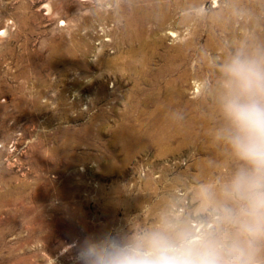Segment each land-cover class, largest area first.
Listing matches in <instances>:
<instances>
[{"label":"rangeland","instance_id":"1","mask_svg":"<svg viewBox=\"0 0 264 264\" xmlns=\"http://www.w3.org/2000/svg\"><path fill=\"white\" fill-rule=\"evenodd\" d=\"M238 52L264 55V0H0V264H78L164 220L246 239L221 219Z\"/></svg>","mask_w":264,"mask_h":264},{"label":"clouds","instance_id":"2","mask_svg":"<svg viewBox=\"0 0 264 264\" xmlns=\"http://www.w3.org/2000/svg\"><path fill=\"white\" fill-rule=\"evenodd\" d=\"M219 99L224 126L218 136L243 165L225 185L238 209L223 207L221 219L239 226L246 239L193 231L164 220L127 239L86 240L78 264H257L252 242L264 238V55L238 52L222 67Z\"/></svg>","mask_w":264,"mask_h":264},{"label":"bare ground","instance_id":"3","mask_svg":"<svg viewBox=\"0 0 264 264\" xmlns=\"http://www.w3.org/2000/svg\"><path fill=\"white\" fill-rule=\"evenodd\" d=\"M1 33H3V32H1ZM9 33V32H8Z\"/></svg>","mask_w":264,"mask_h":264}]
</instances>
